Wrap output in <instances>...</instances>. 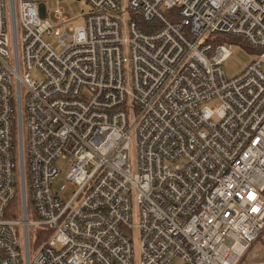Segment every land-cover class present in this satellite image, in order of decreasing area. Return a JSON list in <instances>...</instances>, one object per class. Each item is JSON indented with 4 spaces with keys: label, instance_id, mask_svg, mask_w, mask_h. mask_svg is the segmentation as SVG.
<instances>
[{
    "label": "built area",
    "instance_id": "1",
    "mask_svg": "<svg viewBox=\"0 0 264 264\" xmlns=\"http://www.w3.org/2000/svg\"><path fill=\"white\" fill-rule=\"evenodd\" d=\"M45 1L0 0V264H135V227L138 264H240L264 233V0H83L64 31ZM220 35L261 52L233 79ZM31 226L50 232L32 261Z\"/></svg>",
    "mask_w": 264,
    "mask_h": 264
},
{
    "label": "rangeland",
    "instance_id": "2",
    "mask_svg": "<svg viewBox=\"0 0 264 264\" xmlns=\"http://www.w3.org/2000/svg\"><path fill=\"white\" fill-rule=\"evenodd\" d=\"M127 3V1H125ZM45 6L48 12L49 19L52 20L53 13L56 8L63 7L66 11L67 16L70 18L69 22L66 23L64 27H62V31H64L63 28H70V27H77L85 25V16L92 10V7L83 0H46ZM128 20L127 16H125V21ZM7 28L8 32H11V21H10V13L9 10H7ZM43 39L50 43L54 48H57V51L60 52L61 48L58 47L57 41L52 36H46L44 35ZM258 58L257 53H252L248 51L247 49L241 47L240 45H234L232 50V56L225 62L224 64V71L226 76L229 79L235 78L237 75H239L249 64H251L253 61H255ZM9 63L12 66L14 65L13 59H9ZM124 68L126 73V78L128 81L129 77V68H130V61L128 55L125 53L124 56ZM264 70V67H263ZM22 74L24 75V69H22ZM33 78H38V73L36 70L32 71ZM13 88L14 91H16V82L14 79L13 82ZM24 140H26V124L24 123ZM137 137H136V130L133 131L130 138V164L131 169L133 173H137L138 167H137ZM58 166L62 169V173L60 175V178L58 181L53 185L54 189H59L62 185H67L68 181L66 180V176L69 171V164L66 161H58ZM17 175L19 176V171L17 168ZM20 180V178H19ZM28 180V178H27ZM69 191H72V187H70ZM19 195L21 196L20 189H19ZM134 202V199H133ZM18 207V217H16L15 220L21 221L22 215L19 207V203L17 205ZM134 214H137V205L136 203L133 204ZM28 219L29 221L33 222L37 220V217L35 215L32 203L31 207H29L28 210ZM133 224L137 225L138 220L135 217L133 220ZM16 231L18 233V236L23 239V227L22 225H16L15 226ZM36 230L37 228L34 226L30 227V235H31V244L33 245V251L31 253V261L34 259L36 253L38 250H40L44 244L41 243L39 247L36 249ZM131 240L133 244V251H134V262L135 264H138L140 260V233L139 230L135 227L131 234ZM37 251H36V250ZM264 260V233L260 236L258 240L253 242L251 244V247L247 250L245 255L240 261V264H255L257 262ZM172 264H185L184 261L181 258L175 259Z\"/></svg>",
    "mask_w": 264,
    "mask_h": 264
},
{
    "label": "trees",
    "instance_id": "3",
    "mask_svg": "<svg viewBox=\"0 0 264 264\" xmlns=\"http://www.w3.org/2000/svg\"><path fill=\"white\" fill-rule=\"evenodd\" d=\"M175 15H176V11H173L171 13V15H170V19H172V21H176L177 20ZM138 25L140 26L141 29H143L145 31H152L153 30L152 27H154V26H152L153 24L152 25L146 24L144 21H142L140 19V17L138 18ZM218 39L220 41L232 43L233 45H240L241 47L247 49L248 51H250L252 53H257V54L261 53L260 51H258L256 49H253L250 46H248L247 43L242 38L226 36V35H223V36L220 35L218 37ZM26 164H27V161H26ZM26 173H27V171H26ZM27 186H28V189H29V181L28 180H27ZM19 189H20V184H19V181H18L16 186H15L14 199L12 200V202L10 203V205L8 206V209L6 211V218H12V217L16 218V217H18V214H17L18 207H17V205L19 203V207H20V200H21L20 199V195H19ZM28 196H29L28 198L30 200L29 191H28ZM28 203H29V207H31L32 201H28ZM32 206H33V204H32ZM30 237H31V235H30ZM36 238H37V240H36L35 248L37 249L41 243H43L44 241H46L47 239L50 238V232L47 231V230L38 228L36 230ZM32 251H33V245L31 244V253H32Z\"/></svg>",
    "mask_w": 264,
    "mask_h": 264
}]
</instances>
